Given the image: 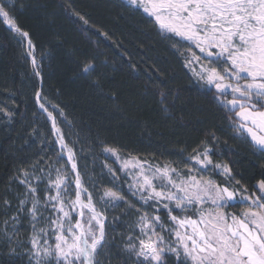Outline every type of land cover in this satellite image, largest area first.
Here are the masks:
<instances>
[{
  "label": "trees",
  "instance_id": "obj_1",
  "mask_svg": "<svg viewBox=\"0 0 264 264\" xmlns=\"http://www.w3.org/2000/svg\"><path fill=\"white\" fill-rule=\"evenodd\" d=\"M16 6L19 26L41 53L40 76L27 56L25 39L0 22V228L3 200L11 202V216L24 193L15 179L20 170H31L35 162L45 169L62 166L52 122L35 101L37 90L63 111L53 113L62 118L82 182L94 198L101 186L118 189L125 197L105 213V264H131L122 249L138 219L121 168L105 147L123 158L180 170L188 166L192 150L206 141L213 159L226 163L250 191L264 179V151L234 130L216 91L196 82L186 67L185 42L173 46L142 10L122 0H16ZM72 9L88 24L72 15ZM89 64L94 70L85 73ZM240 206L229 210L237 212ZM17 228V239L26 242L27 217H21ZM4 247L0 260L27 264L22 256L3 254Z\"/></svg>",
  "mask_w": 264,
  "mask_h": 264
},
{
  "label": "snow or ice",
  "instance_id": "obj_2",
  "mask_svg": "<svg viewBox=\"0 0 264 264\" xmlns=\"http://www.w3.org/2000/svg\"><path fill=\"white\" fill-rule=\"evenodd\" d=\"M128 2L154 18L157 32L173 46L185 42L190 53L185 59L193 75L214 87L217 99L231 114L234 130L241 136L247 134L264 151V0ZM16 12V0H0V22L27 40V56L35 75L40 76L37 56L41 53L28 31L19 26ZM71 14L88 24L74 9ZM93 70L91 64L83 68L85 73ZM35 101L53 119L62 166L45 169L35 162L31 170L22 168L15 177L24 193L18 196L11 216V202L7 198L2 202L3 254L22 256L27 264H105L102 256L109 244L105 213L125 197L118 189L101 186L100 195L94 198L82 182L73 148L49 111L51 101L40 90ZM211 136L218 139L215 133ZM104 151L116 155L111 147ZM192 151L188 160L195 163L187 171L135 157L123 160L121 170H134L125 173L132 177L129 190L154 212L137 210L136 229L127 236L122 251L131 264H264V179L250 191L227 164L213 162L206 141ZM217 169V175L226 177L222 182L211 175ZM108 171L115 178L113 169ZM238 204L244 205L242 212L224 211ZM161 209L168 217L167 226L158 214ZM177 210L193 216L174 214ZM22 216L30 225L26 242L17 239ZM0 264L8 261L0 260Z\"/></svg>",
  "mask_w": 264,
  "mask_h": 264
},
{
  "label": "rangeland",
  "instance_id": "obj_3",
  "mask_svg": "<svg viewBox=\"0 0 264 264\" xmlns=\"http://www.w3.org/2000/svg\"><path fill=\"white\" fill-rule=\"evenodd\" d=\"M122 1L126 2L127 4H129L128 0H122ZM129 5H131V4H129ZM131 6H133V7L136 8L135 5H131ZM140 10H142V9H140ZM142 11H143V10H142ZM145 14H146V13H145ZM146 15H147V14H146ZM147 16H148V15H147ZM149 17H150V16H149ZM150 18H152V17H150ZM152 19L154 20V18H152ZM25 49H26V51H27V46H26V45H25ZM193 50H194V51H198V50H195V49H193ZM186 56H190V53H189V52H186ZM186 67L188 68L189 72L191 73V75L194 77V79L196 80V82L199 84V86H200L201 88H204V89H214V87L209 86V85H206L203 81H199V80L193 75V72H192V70H191L192 66L189 65V64L187 63V61H186ZM33 70H34V67H33ZM214 90H215V89H214ZM215 91H216V90H215ZM47 106L49 107V109L51 110L52 113H53V112H54V113H59L58 110H57L56 108H53L51 105H47ZM54 113H53V117H54V119H55V124H56L57 127H60V128H61L62 118L60 117V118L57 120V118L55 117ZM60 119H61V121H60ZM50 120H51V122L53 121L52 118H50ZM62 132H63V131H62ZM63 134H64V132H63ZM245 135H247V134H245ZM64 137H65V136H64ZM249 139H250V137H249ZM65 140H66V138H65ZM250 140H251V139H250ZM57 142H58V140H57ZM66 142H67V141H66ZM58 143H59V142H58ZM252 143H253L257 148H259V146L256 145L253 141H252ZM59 145H60V144H59ZM68 145H69V144H68ZM69 147H71V146L69 145ZM64 155L67 156V150H66V149L64 150ZM113 156H114L115 160L118 162V165H119L120 168H122L123 160H124V159H128V158H123V157L118 156V155H113ZM212 159H213V157H212ZM139 160H140V159H139ZM140 161H142V160H140ZM147 162H148V161H147ZM213 162H214V163L226 164V163H224V162H216L214 159H213ZM194 163H195L194 161H190L187 167H184V168H182V169H180V170L187 171L188 168L191 167ZM148 164H152V165H162V164H155V163H151V162H148ZM197 167H199V166H197ZM121 171H122V174H123L124 177H125V183H126V186H127L128 191H129V193H130V195H131V198H132V200H133V201L136 203V205H137V206H136V207H137V210H140L141 212H142V211H147V212L149 213V215H151V214L154 212V209L149 208L147 204H144L143 201L140 200V198H139L138 195H133L132 191L129 190V184L132 182V177H131V176H127V177H126L125 173H126V172H133L134 170L131 169V168H128V169H126V170H121ZM219 171H220V170L217 169L216 172L211 173V175H212V177H213L214 179H216V180H217L216 177H219L220 179H222V180L224 181V180L226 179L225 176H223V175H217V174H216V173L219 172ZM217 182H219V181L217 180ZM149 203H151V202H149ZM238 205H239V204H238ZM240 205H241V206H240L239 209H237V210H238L237 212H236V211H230V210H229L230 208H226V209H224V211H225V212H229V213H239V212H242V211L244 210V205H242V204H240ZM204 207H210V205H204ZM137 213H138V215H139V212H138V211H137ZM161 213H164V210H163V209H161V211H160L158 214L160 215ZM175 214H179V215H182V216H193V213H191V212L180 213L179 210H177ZM161 219H162V217H161ZM162 221L165 222L166 226H167L168 223H169L168 219H167V220H163V219H162ZM105 226H106V222H105Z\"/></svg>",
  "mask_w": 264,
  "mask_h": 264
},
{
  "label": "water",
  "instance_id": "obj_4",
  "mask_svg": "<svg viewBox=\"0 0 264 264\" xmlns=\"http://www.w3.org/2000/svg\"><path fill=\"white\" fill-rule=\"evenodd\" d=\"M7 27L9 28V26L7 25ZM9 30H11L10 28H9ZM42 110V109H41ZM42 112L45 114V115H48L46 112H44L43 110H42ZM52 125H53V121H52ZM52 129H53V126H52ZM53 132H54V137H55V140H56V142H57V137H56V135H55V131H54V129H53ZM57 144H58V147H59V150H60V153H61V146L59 145V143L57 142ZM65 160H66V158H67V156H65L64 155V157H63Z\"/></svg>",
  "mask_w": 264,
  "mask_h": 264
},
{
  "label": "bare ground",
  "instance_id": "obj_5",
  "mask_svg": "<svg viewBox=\"0 0 264 264\" xmlns=\"http://www.w3.org/2000/svg\"><path fill=\"white\" fill-rule=\"evenodd\" d=\"M56 135V134H55Z\"/></svg>",
  "mask_w": 264,
  "mask_h": 264
}]
</instances>
